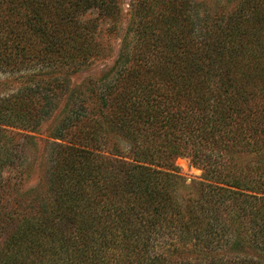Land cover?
<instances>
[{
  "label": "trees",
  "instance_id": "trees-1",
  "mask_svg": "<svg viewBox=\"0 0 264 264\" xmlns=\"http://www.w3.org/2000/svg\"><path fill=\"white\" fill-rule=\"evenodd\" d=\"M161 1L107 74L73 85L101 50L82 17L117 0H0V264H264V0L214 17ZM38 147L29 200L5 173Z\"/></svg>",
  "mask_w": 264,
  "mask_h": 264
},
{
  "label": "rangeland",
  "instance_id": "rangeland-1",
  "mask_svg": "<svg viewBox=\"0 0 264 264\" xmlns=\"http://www.w3.org/2000/svg\"><path fill=\"white\" fill-rule=\"evenodd\" d=\"M195 1H201L206 3L204 9H210L208 11L210 14L212 13L211 17H214V13L220 10L223 6L226 8H229L230 6L231 8H233L238 4V0ZM117 8L120 10V14L115 18L105 16L103 11L99 10V8L96 6L90 7L85 12L86 14L82 17L84 20L91 18L90 24L88 26L89 28H92L93 31L95 30V36L97 37L101 50L95 53V58L91 61L89 65H87L78 73L71 75L73 85L80 84L88 78H100L101 76L107 74L119 58L124 42H127V39H132V33L134 31L132 29L137 28L140 22L138 16H146L145 14L149 13V11H154L153 14L160 12L161 10L165 11L166 5L162 4L161 0H117ZM136 10H138V14H136ZM147 18L148 17H146V19ZM156 33H159V31H157ZM58 116L59 110L56 111V113L49 121L45 122L41 126L37 133H35L36 137L40 139L37 141L39 145L43 144V141L41 140L48 139L49 130L52 124L58 118ZM41 150L42 147H38V149H30L28 157L25 160V166H22L13 171L7 169L5 173V176L12 175L14 177H16V175L19 176L22 174L21 184L23 192H29L32 189H37V192L33 194L30 193V196L28 197L29 200L31 198L32 200H37L38 197L40 198L39 189H46L43 185V169L47 167V165L45 162L46 160L41 161ZM236 159L240 165H244L247 162L254 160L255 154L244 153L238 156ZM176 165L179 167L180 174L184 178V181L187 185H190L193 182L204 181L205 176L203 167L194 164L190 157H178L176 160ZM23 169L24 171L21 173ZM17 199L19 201L22 200V198H20L19 196H17ZM27 207L30 206L27 205ZM38 217L40 218V216ZM4 218L7 219V217L5 216ZM10 223L11 222L8 220L1 222L0 229L4 224L5 226H8V229L11 230L14 227L11 225L14 224Z\"/></svg>",
  "mask_w": 264,
  "mask_h": 264
}]
</instances>
